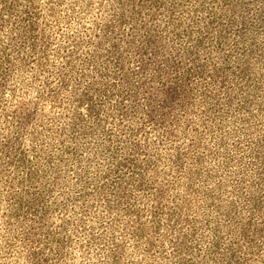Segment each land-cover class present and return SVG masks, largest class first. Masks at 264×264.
<instances>
[{"label":"rangeland","instance_id":"obj_1","mask_svg":"<svg viewBox=\"0 0 264 264\" xmlns=\"http://www.w3.org/2000/svg\"><path fill=\"white\" fill-rule=\"evenodd\" d=\"M0 264H264V0H0Z\"/></svg>","mask_w":264,"mask_h":264}]
</instances>
